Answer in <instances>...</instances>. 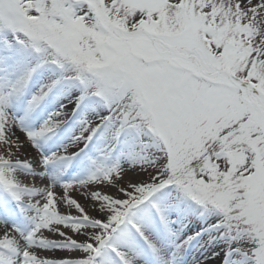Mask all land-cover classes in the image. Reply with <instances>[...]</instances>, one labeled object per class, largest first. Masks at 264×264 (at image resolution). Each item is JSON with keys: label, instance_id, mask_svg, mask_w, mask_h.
I'll return each instance as SVG.
<instances>
[{"label": "snow or ice", "instance_id": "obj_1", "mask_svg": "<svg viewBox=\"0 0 264 264\" xmlns=\"http://www.w3.org/2000/svg\"><path fill=\"white\" fill-rule=\"evenodd\" d=\"M0 264H264V0H0Z\"/></svg>", "mask_w": 264, "mask_h": 264}, {"label": "bare ground", "instance_id": "obj_2", "mask_svg": "<svg viewBox=\"0 0 264 264\" xmlns=\"http://www.w3.org/2000/svg\"><path fill=\"white\" fill-rule=\"evenodd\" d=\"M37 183L39 184V181H37Z\"/></svg>", "mask_w": 264, "mask_h": 264}]
</instances>
